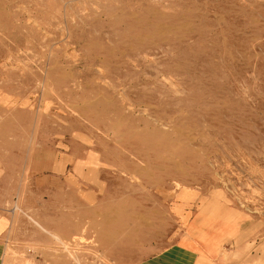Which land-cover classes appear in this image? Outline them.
I'll use <instances>...</instances> for the list:
<instances>
[{
    "label": "rangeland",
    "instance_id": "obj_1",
    "mask_svg": "<svg viewBox=\"0 0 264 264\" xmlns=\"http://www.w3.org/2000/svg\"><path fill=\"white\" fill-rule=\"evenodd\" d=\"M0 208L5 264H157L212 228L264 264V0H0Z\"/></svg>",
    "mask_w": 264,
    "mask_h": 264
},
{
    "label": "crops",
    "instance_id": "obj_2",
    "mask_svg": "<svg viewBox=\"0 0 264 264\" xmlns=\"http://www.w3.org/2000/svg\"><path fill=\"white\" fill-rule=\"evenodd\" d=\"M183 204L186 203L181 202L176 204L174 209L176 210ZM205 207L203 208L206 210L210 208L208 205H205ZM227 215H231V217L238 220L237 215L232 212L227 213ZM14 226L15 215L5 212L0 208V264H5L6 250L11 244L10 242L15 240ZM212 229L216 231L211 232V229H207L209 233H203V245L187 246L186 249L180 251H177L176 245H173L163 253L157 264H221V260L225 256L222 246L224 242L223 230ZM227 235L239 240L241 233L239 236ZM11 245L15 247L14 243Z\"/></svg>",
    "mask_w": 264,
    "mask_h": 264
},
{
    "label": "bare ground",
    "instance_id": "obj_3",
    "mask_svg": "<svg viewBox=\"0 0 264 264\" xmlns=\"http://www.w3.org/2000/svg\"><path fill=\"white\" fill-rule=\"evenodd\" d=\"M236 226V225H235ZM235 226H233L234 227V232H236L237 231V228L239 229V227H235Z\"/></svg>",
    "mask_w": 264,
    "mask_h": 264
}]
</instances>
